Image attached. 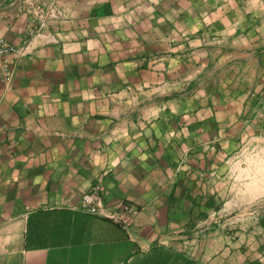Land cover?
<instances>
[{
    "label": "crops",
    "instance_id": "crops-1",
    "mask_svg": "<svg viewBox=\"0 0 264 264\" xmlns=\"http://www.w3.org/2000/svg\"><path fill=\"white\" fill-rule=\"evenodd\" d=\"M54 1L0 0V264H264V0Z\"/></svg>",
    "mask_w": 264,
    "mask_h": 264
},
{
    "label": "built area",
    "instance_id": "built-area-1",
    "mask_svg": "<svg viewBox=\"0 0 264 264\" xmlns=\"http://www.w3.org/2000/svg\"><path fill=\"white\" fill-rule=\"evenodd\" d=\"M25 1L28 4L30 17L35 21L37 29L46 27L51 21L65 19L67 16L54 0ZM28 48V44L15 46L0 37V78L6 85L11 83L14 75L15 61L11 58V54L26 55ZM80 207L86 213L109 218L128 232L139 211L135 205L129 202H122L118 207L109 209L104 202V196L99 185L93 186L90 191L83 194Z\"/></svg>",
    "mask_w": 264,
    "mask_h": 264
},
{
    "label": "rangeland",
    "instance_id": "rangeland-1",
    "mask_svg": "<svg viewBox=\"0 0 264 264\" xmlns=\"http://www.w3.org/2000/svg\"><path fill=\"white\" fill-rule=\"evenodd\" d=\"M242 156H248V151H245V153Z\"/></svg>",
    "mask_w": 264,
    "mask_h": 264
}]
</instances>
